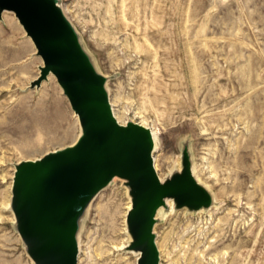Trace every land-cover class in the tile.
Masks as SVG:
<instances>
[{
  "label": "rangeland",
  "instance_id": "obj_1",
  "mask_svg": "<svg viewBox=\"0 0 264 264\" xmlns=\"http://www.w3.org/2000/svg\"><path fill=\"white\" fill-rule=\"evenodd\" d=\"M57 2L121 122L157 130L158 175L180 169L185 150L211 195L197 209L165 197L153 227L159 264H264V0ZM42 63L14 12L2 10L0 264H36L11 205L16 162L80 132L54 74L31 85ZM128 187L114 176L78 218L77 264L136 263L140 251L122 230Z\"/></svg>",
  "mask_w": 264,
  "mask_h": 264
},
{
  "label": "water",
  "instance_id": "obj_2",
  "mask_svg": "<svg viewBox=\"0 0 264 264\" xmlns=\"http://www.w3.org/2000/svg\"><path fill=\"white\" fill-rule=\"evenodd\" d=\"M4 9L14 12L42 58L31 85L52 72L82 128L72 143L15 164L11 205L30 257L36 264H77L78 218L92 197L119 176L132 197L127 247L140 251L135 264H159L153 227L165 197L190 209L211 201L192 173L188 153L183 151L180 169L160 179L150 128L118 122L104 75L96 71L57 0H0V12Z\"/></svg>",
  "mask_w": 264,
  "mask_h": 264
},
{
  "label": "bare ground",
  "instance_id": "obj_3",
  "mask_svg": "<svg viewBox=\"0 0 264 264\" xmlns=\"http://www.w3.org/2000/svg\"><path fill=\"white\" fill-rule=\"evenodd\" d=\"M28 36V35H27ZM93 64V63H92ZM96 69V68H95ZM96 71H98L97 69H96ZM99 72V71H98ZM52 72H50L49 74H51ZM53 74V73H52ZM112 112H113V114H114V116L116 117V119L118 120V122H120V123H123V122H121V119L119 118V116L117 115V113H116V111L115 110H113V108H112ZM74 114H75V118L78 120V116H77V114L74 112ZM121 116H123V115H121ZM124 119V118H123ZM79 121V120H78ZM141 123V122H140ZM141 124H143V125H145V126H147L146 124H144V123H141ZM79 126H80V132H79V135H81L82 134V128H81V125H80V123H79ZM148 127V126H147ZM151 130V132H152V136H153V139H154V146H153V148L155 149L156 148V145H157V139H158V133H157V130L155 131V129H153V128H151L150 129ZM78 135V136H79ZM153 162H154V167L156 168V164L157 163H155V156H153ZM159 177H160V175H159ZM163 178V177H162ZM162 178L160 177V179L162 180ZM198 179V178H197ZM128 190H129V187H128ZM96 195H98V194H96ZM94 198L92 197V199L89 201V203L86 205V207H85V209L83 210V212H85L86 213V209L90 206V203H91V201L93 200ZM168 199V198H167ZM172 201V200H171ZM131 207V202H130V204L128 205V208H127V210L129 209ZM126 225H127V222H126ZM114 229V228H113ZM117 229V228H116ZM126 230V229H128L127 227L126 228H122V230ZM118 230V229H117ZM111 231V230H110ZM117 232V231H116ZM128 232V231H127ZM119 234V233H118ZM114 240V239H113ZM124 242V241H123ZM121 243V242H120ZM79 259V258H78ZM122 259V258H121ZM119 262V261H118Z\"/></svg>",
  "mask_w": 264,
  "mask_h": 264
}]
</instances>
